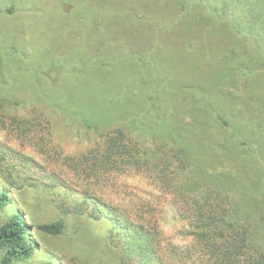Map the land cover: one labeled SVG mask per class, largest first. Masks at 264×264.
I'll return each instance as SVG.
<instances>
[{
	"label": "rangeland",
	"instance_id": "1",
	"mask_svg": "<svg viewBox=\"0 0 264 264\" xmlns=\"http://www.w3.org/2000/svg\"><path fill=\"white\" fill-rule=\"evenodd\" d=\"M225 4L0 0V118L34 137L0 123V225L20 212L37 246L14 264H207L187 201L211 193L264 254V0H228L248 34ZM117 129L163 164L98 192L76 162ZM57 222L61 235L39 230Z\"/></svg>",
	"mask_w": 264,
	"mask_h": 264
},
{
	"label": "trees",
	"instance_id": "2",
	"mask_svg": "<svg viewBox=\"0 0 264 264\" xmlns=\"http://www.w3.org/2000/svg\"><path fill=\"white\" fill-rule=\"evenodd\" d=\"M211 4V0H203ZM222 8L221 16L227 21L233 22V27L239 33H256L255 28L247 27L244 16L238 8H229L228 0ZM223 5V4H222ZM213 13H220L216 6L208 5ZM12 14L13 11L9 10ZM233 20V21H232ZM1 125L8 128H24L26 139H33L29 134L30 126L13 121L8 123L0 118ZM21 132V133H22ZM98 151H92L78 160L75 168L82 181L93 185L97 191H101L107 185H114L117 178L125 174H140L149 179L158 171L161 164L154 163L148 156V152L142 153L139 145L130 139L126 132L117 129L105 136ZM148 157H147V156ZM159 183L163 187L172 188L175 180L165 178V171L161 170ZM213 194V195H212ZM98 203L96 198H91ZM193 201V202H192ZM227 200H223L220 194L211 193L204 200L192 198L187 201L190 205L188 219L191 220L193 247L190 253L196 254L198 260L207 264H264V254L250 249V231L238 220L236 211H229ZM225 205V207H224ZM11 206L10 199L6 193L0 194V213ZM64 222L43 224L39 230L45 234L61 235L65 229ZM32 227L29 226L20 212H14L0 225V264H14L24 262L33 257L37 246L31 241ZM149 245V244H148ZM141 249L143 257H146L149 246ZM34 264H54L53 262H41Z\"/></svg>",
	"mask_w": 264,
	"mask_h": 264
}]
</instances>
